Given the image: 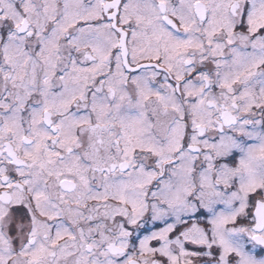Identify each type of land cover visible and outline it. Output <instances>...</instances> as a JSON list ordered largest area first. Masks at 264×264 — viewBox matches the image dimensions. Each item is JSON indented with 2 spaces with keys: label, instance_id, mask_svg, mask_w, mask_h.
<instances>
[{
  "label": "snow or ice",
  "instance_id": "1",
  "mask_svg": "<svg viewBox=\"0 0 264 264\" xmlns=\"http://www.w3.org/2000/svg\"><path fill=\"white\" fill-rule=\"evenodd\" d=\"M0 264H264V0H0Z\"/></svg>",
  "mask_w": 264,
  "mask_h": 264
}]
</instances>
